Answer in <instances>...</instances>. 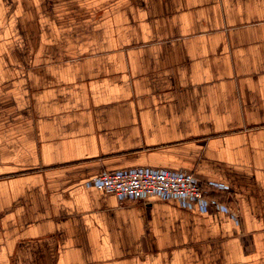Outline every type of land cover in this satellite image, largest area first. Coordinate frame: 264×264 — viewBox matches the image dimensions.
Listing matches in <instances>:
<instances>
[{
	"label": "crops",
	"instance_id": "crops-1",
	"mask_svg": "<svg viewBox=\"0 0 264 264\" xmlns=\"http://www.w3.org/2000/svg\"><path fill=\"white\" fill-rule=\"evenodd\" d=\"M139 166L239 222L85 185ZM0 264H264V0H0Z\"/></svg>",
	"mask_w": 264,
	"mask_h": 264
},
{
	"label": "built area",
	"instance_id": "built-area-1",
	"mask_svg": "<svg viewBox=\"0 0 264 264\" xmlns=\"http://www.w3.org/2000/svg\"><path fill=\"white\" fill-rule=\"evenodd\" d=\"M85 185L113 194L121 201L157 198L176 200L184 208L203 213L226 211L239 222L238 215L229 206L210 196L214 189H225V185L204 180L192 171L164 167H129L105 171L87 180Z\"/></svg>",
	"mask_w": 264,
	"mask_h": 264
}]
</instances>
